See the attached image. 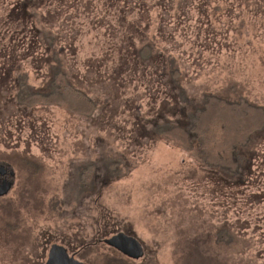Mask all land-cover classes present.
Wrapping results in <instances>:
<instances>
[{
    "label": "rangeland",
    "instance_id": "374dc122",
    "mask_svg": "<svg viewBox=\"0 0 264 264\" xmlns=\"http://www.w3.org/2000/svg\"><path fill=\"white\" fill-rule=\"evenodd\" d=\"M263 14L264 0H0V162L16 170L0 264H43L51 243L83 245L88 264H264V134L227 180L156 131L187 128L206 96L264 108ZM57 69L95 103L90 117L19 105L20 76L44 94ZM89 163L94 188L79 196ZM117 233L143 246L139 261L93 245Z\"/></svg>",
    "mask_w": 264,
    "mask_h": 264
},
{
    "label": "trees",
    "instance_id": "16d2710c",
    "mask_svg": "<svg viewBox=\"0 0 264 264\" xmlns=\"http://www.w3.org/2000/svg\"><path fill=\"white\" fill-rule=\"evenodd\" d=\"M146 52L150 54L148 49ZM176 73H172V77L175 76L174 84L178 77ZM18 80L20 90L16 99L19 105L28 108L57 106L81 117H90L96 109L92 99L74 88L60 71L55 72L49 91L44 94L26 90L23 76ZM197 109L187 128L165 125L156 128L157 134L185 151H193L202 166L226 172L230 179L235 177L241 163L239 150L247 145L252 134L264 128V108L251 105L245 99L230 102L206 96ZM21 162L32 174H37L40 169L37 164L28 160L22 159ZM116 165L113 162L106 163V169L116 172ZM93 179L94 165L89 163L81 167L78 190H92Z\"/></svg>",
    "mask_w": 264,
    "mask_h": 264
},
{
    "label": "water",
    "instance_id": "95a60500",
    "mask_svg": "<svg viewBox=\"0 0 264 264\" xmlns=\"http://www.w3.org/2000/svg\"><path fill=\"white\" fill-rule=\"evenodd\" d=\"M9 184L2 186L0 196H5L9 191ZM104 244L118 251L123 256L132 260H139L143 257L144 251L142 245L131 236L125 233H117L104 239ZM45 264H84L70 256L67 250L59 245H52L49 249Z\"/></svg>",
    "mask_w": 264,
    "mask_h": 264
},
{
    "label": "flooded vegetation",
    "instance_id": "af4514ba",
    "mask_svg": "<svg viewBox=\"0 0 264 264\" xmlns=\"http://www.w3.org/2000/svg\"><path fill=\"white\" fill-rule=\"evenodd\" d=\"M56 71H60V72H62V73H64L62 70H59V69H57V70H55V72ZM55 72H53V73H51V77H50V81H49V86L51 85V82H52V80H53V78H54V75H55ZM65 74V73H64ZM66 76V75H65ZM66 79H67V81H68V78H67V76H66ZM36 93H39V92H36ZM243 99V98H242ZM248 101V100H247ZM249 102V101H248ZM250 103V102H249ZM202 104H203V102H202ZM252 105V104H251ZM200 106H198V107H195V108H193L191 111H189V114H191V113H194V112H197V108H199ZM189 116V115H188ZM187 116V117H188ZM44 123H47V121H44ZM187 125V123H185V122H183L182 124L181 123H178V126H180V127H185ZM173 126H176V125H173ZM263 130V129H262ZM261 130V131H262ZM255 134V133H254ZM260 134H264V131L263 132H256V135L257 136H259ZM241 168V165H240V167H239V173H237V175L235 176V177H233V178H231V179H236V178H238V179H241V173H242V169H240ZM80 170L81 169H78L77 170V174H76V180H75V187H77V189H78V184H80V180H79V177H80ZM218 171V170H217ZM222 176H224V177H226V179L228 180V179H230V177H229V175H228V173H226V172H222V171H218ZM95 177V176H94ZM230 179V180H231ZM94 180V179H93ZM224 183L225 182V179H221L220 178V183ZM243 181H241L240 183H242ZM9 184V186H10V188H9V191H8V193L5 195V196H0V204H3L4 202H6V199L9 197V194L14 190V187H15V183H16V170L13 168V167H11L9 164H5L4 162H0V189L2 188V186H4V185H6V184ZM229 182L227 181V184H228ZM77 192H78V195L79 196H81V195H83L84 194V192L83 191H80V190H77ZM125 235H128V234H126L125 233ZM78 236V235H77ZM94 236V238H93V245L94 246H96L97 244L99 245L100 244V242H102V243H104L103 241H104V239L103 240H100V238L98 237V234H95V235H93ZM129 236V235H128ZM52 245H54V244H50L49 246L51 247ZM106 245V244H105ZM94 246H91L92 248H95ZM50 247H49V249H50ZM64 247V246H63ZM82 247H83V245H82ZM81 247V248H82ZM91 247H88L87 249H90ZM143 247V246H142ZM66 248V247H65ZM81 248H79L78 250H76V253L75 254H77L78 252H79V250L81 249ZM67 249V248H66ZM116 251V250H115ZM49 252V251H48ZM48 252H47V256H48ZM118 252V251H117ZM75 254L74 253H72L70 256H75ZM122 255V254H121ZM47 256H46V260H47ZM75 258V257H74ZM76 259V258H75ZM46 260H45V262H46ZM76 260H78V259H76ZM131 260V259H130ZM140 260V259H139ZM139 260H132V261H139ZM78 261H80V260H78ZM45 262L43 263V264H45ZM80 262H82V261H80ZM84 263V262H83ZM84 264H88L87 262H85Z\"/></svg>",
    "mask_w": 264,
    "mask_h": 264
}]
</instances>
